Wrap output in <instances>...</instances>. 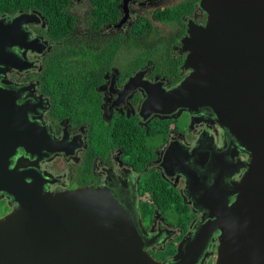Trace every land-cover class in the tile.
<instances>
[{
	"label": "water",
	"instance_id": "1",
	"mask_svg": "<svg viewBox=\"0 0 264 264\" xmlns=\"http://www.w3.org/2000/svg\"><path fill=\"white\" fill-rule=\"evenodd\" d=\"M200 8L206 24L189 20L183 40L190 75L170 93L150 88L142 112H205L249 160L232 190L216 181L195 194L204 219L163 263L147 252L155 239L143 229L136 197L117 183L50 193L41 176L10 168L19 149L39 152V133L23 102L27 89L15 91L6 77L33 67L28 52L43 53L29 27L45 22L36 11L0 18V191L19 204L0 219V264H199L211 237L219 242L215 264H264V0H201ZM47 141L38 150L70 153L65 143Z\"/></svg>",
	"mask_w": 264,
	"mask_h": 264
},
{
	"label": "flooded vegetation",
	"instance_id": "2",
	"mask_svg": "<svg viewBox=\"0 0 264 264\" xmlns=\"http://www.w3.org/2000/svg\"><path fill=\"white\" fill-rule=\"evenodd\" d=\"M81 1H85L84 12L94 3ZM153 1L130 0L125 23H121L123 0L115 23L89 30L83 29L82 19L78 22L71 36L76 43L88 44L94 58L90 77L80 80L85 93L77 94L74 89L77 105L60 100L65 97L62 93L56 101L47 86L42 87L40 74L52 43L37 29H45L46 23L29 27L32 37L45 45L43 53L28 52L33 67L13 69L6 80L15 91L27 89L23 102L28 104L31 129L39 133L38 144H33L39 152L19 149L10 168L41 176L48 181L44 188L50 193L102 189L117 183L124 193L136 197L143 229L149 239H155L147 252L163 263L176 258L180 245L193 238L204 219L206 210L196 204L195 194L202 196L216 181L232 190L245 173L241 163H247L249 157L225 139L216 120L205 112L177 110L167 116L142 112L150 88L170 93L190 75L185 68L189 53L183 49L188 22L201 26L207 22L200 0L193 13L184 16L183 24L155 21L152 13V30L133 29L141 19H148L140 12L130 24L135 7ZM161 6L153 12L171 7ZM49 138L53 145L65 143L70 153L38 150ZM155 193L168 197L173 207L161 210L152 201ZM0 201L4 207L0 219L19 206L5 191H0ZM218 246V239L211 237L199 264H215Z\"/></svg>",
	"mask_w": 264,
	"mask_h": 264
},
{
	"label": "trees",
	"instance_id": "3",
	"mask_svg": "<svg viewBox=\"0 0 264 264\" xmlns=\"http://www.w3.org/2000/svg\"><path fill=\"white\" fill-rule=\"evenodd\" d=\"M199 1L184 0L166 9H158L153 12V19L161 23L183 24L184 16L192 14ZM93 2V6L88 7L82 15H76L71 10L74 0H0V18L34 11L43 16L46 28L37 30L52 43V49L45 59L44 71L40 74L42 87L47 86L56 101L62 93L65 97L59 99L67 101L70 106L79 103V98L73 94L74 89L77 94L85 93V84L80 80L90 77V64L94 58L90 46L76 43L71 33L77 30L81 19L86 25L83 29L96 30L100 25L115 23L120 18L118 6L122 0ZM133 29L146 33V30L153 29L152 21L141 19ZM151 198L163 211L173 207L168 197L155 193Z\"/></svg>",
	"mask_w": 264,
	"mask_h": 264
},
{
	"label": "rangeland",
	"instance_id": "4",
	"mask_svg": "<svg viewBox=\"0 0 264 264\" xmlns=\"http://www.w3.org/2000/svg\"><path fill=\"white\" fill-rule=\"evenodd\" d=\"M180 1H182V0H154L153 2H149V3H146L145 4V6L144 5H141V6H139V7H135V9H137L136 10V12L134 13V12H132L131 14V20H130V24L131 23H133L135 20H136V18H137V15L141 12L143 15H145V17L146 18H148V19H151V16H152V13H153V10L155 9V8H157L156 6H158V7H160V5H165V4H167V5H175V4H177V3H179ZM144 6V7H143ZM163 6H161V7H163ZM155 7V8H154ZM86 7H85V1H81V0H74V3H73V5H72V8H71V10H72V12L74 13V14H76V15H82L83 14V10L85 9ZM134 8V7H133ZM149 8H151V9H149ZM129 24V25H130ZM158 25V24H157ZM128 26V25H127ZM158 27L159 28H163L162 26H160V25H158ZM157 27V28H158ZM168 28H163V30L165 31V30H167ZM2 202L0 201V208L2 207ZM2 209H4V207H2ZM2 211L3 210H1L0 209V214L2 213ZM176 217H177V215H174L173 216V219L175 220L176 219Z\"/></svg>",
	"mask_w": 264,
	"mask_h": 264
}]
</instances>
